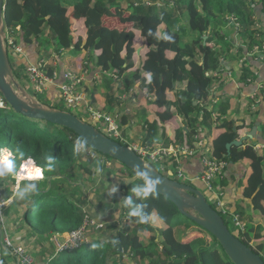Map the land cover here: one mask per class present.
<instances>
[{"label":"trees","instance_id":"16d2710c","mask_svg":"<svg viewBox=\"0 0 264 264\" xmlns=\"http://www.w3.org/2000/svg\"><path fill=\"white\" fill-rule=\"evenodd\" d=\"M239 1L242 0H163V5L156 6L154 3L146 5L143 0H5L4 23L7 36L14 38L19 35L18 40L14 38L17 45L34 44L39 54L45 46L43 38L48 31L51 37L46 43L48 46L54 45L56 55L67 51L75 55L84 52V55L92 56L94 52L97 54L96 66L102 72L114 71L117 76L123 75L132 66L136 32H141L147 51L140 67L131 74L132 81H140L146 95L153 97L173 84L186 83V88L179 92L175 102L164 100L163 108L174 117L177 114L183 116L187 130L179 128L174 130L175 144L192 151L196 150L197 139L188 130L190 128L196 130L197 125L210 130L213 122L212 113L201 106L200 102L211 83L208 73L220 70V51L221 47L226 45L225 35H222L216 27L228 24L226 17L235 16L233 27L239 29L241 33L244 32V38L248 39L246 49L248 53L257 42L254 36L261 32L254 28L256 21L241 11ZM61 2L86 8L85 40L78 39L74 42L70 20L59 24L53 22L59 13ZM127 12L125 21L132 25L129 30L118 31L106 26L103 22L104 18L115 16L123 18ZM183 15L187 16V29L182 26L178 28ZM159 26H162L160 34L157 33ZM149 30L152 35H149ZM163 35L171 36L172 40L165 41L162 38ZM260 35L259 44L264 45V35ZM205 36L207 38L204 41ZM210 44H212L211 47L208 46ZM259 46L260 50L262 47ZM9 50L12 51L10 48ZM123 52H125L124 56ZM46 55L47 58L51 57V54ZM202 58H204L202 76L198 79L192 74L190 68ZM11 67L16 78L28 83L26 71L16 70L12 63ZM45 70L49 77H53L54 67L51 64L46 62ZM243 71L247 72L246 69ZM146 74H151L152 77L149 85H145L144 75ZM0 97L2 98L1 95ZM110 99L109 97L108 100ZM2 100L4 101L3 98ZM40 102L59 109L58 105L52 106L44 99ZM194 102L197 104L194 105ZM4 104L5 107L0 109V144L5 142L8 144L9 148L4 149L11 153L17 172L20 171L26 159L22 169L26 167L28 171L22 170L20 179L32 181H22L18 190L21 191L31 183L36 185V189L25 193L22 198L18 195L3 210V215L8 220V233L11 235L12 243L18 245L24 241L25 244L22 245V243L20 246L22 245L29 255L36 257L39 249H34V239L48 240L51 235H67L81 227L86 212L81 210L85 198L80 189L84 185L82 183L79 185L78 182H85V179L78 176L81 172L86 177L92 175L93 172L88 165L96 164V161L87 160L88 165H84V157L73 150L75 142L81 139L71 130L48 121L24 118L14 113L5 101ZM59 110L67 111L65 108ZM192 114H195L194 117H190ZM127 118L123 117L121 124H126ZM86 121L91 120L87 118ZM91 122L98 129L97 124ZM234 126L233 122L221 119L218 127L223 132L212 142V157L225 161L229 167L243 160L247 163L250 171L244 179L245 184L242 182L240 200L249 203L253 212L264 215V150L258 153L254 149L255 144L247 142L244 149L231 148L228 153L226 145L238 138L236 132L242 129V127H236L234 130ZM155 136V121L147 122L143 143L154 148ZM98 154L106 159L110 158ZM49 157L52 158L51 162ZM37 168L41 170L43 178L29 179V175L34 176ZM125 172L128 178L133 176L129 169L125 168ZM217 179H221L220 187L226 184L223 176ZM15 181L16 175L4 176L2 189L6 198L15 187ZM131 183L134 184L133 186L143 184L140 181H133L128 182L126 186ZM216 183L215 180L212 183L214 190H216ZM185 184L203 192L208 203L221 215L229 229L227 223L229 218L227 219L221 208L217 207L214 192L207 191L203 183V189L198 186L200 183L187 181ZM128 196L132 197L134 205H144L143 211L149 216L147 223H138L137 217L130 216V207L122 201L121 213L126 212L127 216L123 226L116 228L111 236L103 234L105 238L89 235L87 241L80 247L58 254L47 264H130L131 260L141 262L146 258H149L148 264H220L213 257L218 248L222 253L221 264H232L210 234L182 216L163 196L153 192L147 199L141 200L130 188L129 192L124 194V198ZM219 199L222 202L223 196L221 195ZM230 212L237 215L240 223L251 222L252 216L248 218L244 210L237 205ZM177 216L184 217L198 227L202 236L188 241L192 233L199 232L192 230V226H183ZM155 219H159L165 227L161 229L153 227L152 223ZM231 226L233 230L229 229V231L233 234L237 228L232 223ZM103 231L105 230L97 232ZM140 232H156V235L149 239L151 251L147 252L140 242ZM235 237L251 247L252 240L264 239V228L261 225L249 224L244 231H238V236ZM251 249L264 261V245ZM126 255L130 256V259L124 263Z\"/></svg>","mask_w":264,"mask_h":264},{"label":"crops","instance_id":"0c3cea01","mask_svg":"<svg viewBox=\"0 0 264 264\" xmlns=\"http://www.w3.org/2000/svg\"><path fill=\"white\" fill-rule=\"evenodd\" d=\"M246 1L249 3L251 13L246 11ZM264 0H242L239 1V7L241 11L251 16L256 21L255 29L260 30L264 35ZM86 8L83 6H73L61 2L60 10L57 16L53 19L54 23H62L66 20H70L72 23V37L74 42L78 39H86L87 29L84 25ZM128 16V12L123 18L110 17L104 18L103 22L106 26L114 28L118 31L129 30L132 28L130 23L125 21V17ZM239 17V16H238ZM229 21L228 24H221L216 27L220 30L222 35H225V46L221 47L220 55V70L216 72H209L208 76L211 79L208 91L205 96L202 97L200 105L207 111L212 113V120L210 130L205 129L197 125V129H189L192 136L197 139L195 144L196 150H186L184 146L175 144V129L179 128L187 130L183 116L177 114L175 117L171 113L164 111L163 102L167 100L169 102H175L179 92L186 88L185 82H179L168 87L167 90L158 94L156 97L151 95L147 96L145 88L141 86L140 81H132L131 74L136 71L143 61L144 54L147 51L144 40L141 36V32H136V38L134 42L135 55L132 58V66L125 71L121 76H117L114 71L102 72L100 68L96 66V53H92V56L82 52V54L75 55L71 52L62 51L60 55L53 56L55 48L53 44L47 45L51 35L46 32L45 46L37 53L36 46L34 44H27L23 46L20 42L18 47L20 52H11V58L15 69L20 72L26 71L28 67L34 66L40 61H46L54 67V75L52 82L48 84L46 92L43 93L42 98L48 102V104L61 105L60 86L63 84V74L68 72L76 75L80 79L79 91L85 95V101L82 103V107H79L78 111L83 114L84 117L89 118L86 114L87 109H91L94 112H99L107 116H111L115 119L119 125L120 141L125 143L126 146L137 149L145 147L143 143L145 137V131L147 130V122L156 123V136L154 139L155 147L153 149L174 150L177 153L175 157H166L162 162H159L161 168L168 171L170 175H173L175 171H181L182 177L186 182L200 183L198 186L203 189V184L197 179L204 172L202 166V159L212 157V142L223 131L218 127L221 123V119H226L234 123V130L236 127H242L237 130L238 139L244 135V133L250 131L256 122L260 123L261 131L257 134V140L253 141L255 145L260 144L263 148L256 150L261 153L264 150V130H263V116L264 111L263 100L260 96V88L264 84V51L261 55L250 54L247 52V40L244 38V32L241 33L236 27H233V23L236 19L235 16L230 15L226 17ZM181 23L178 24V28L187 29L186 15L181 17ZM238 24H236L237 26ZM158 27V34L160 29ZM233 27V28H232ZM243 27V26H242ZM253 29V28H252ZM209 31L210 28H209ZM257 31V32H258ZM192 35V34H191ZM49 36V37H48ZM48 37V38H47ZM191 37V36H190ZM206 37V36H205ZM19 35L15 36L18 40ZM207 38V37H206ZM186 41V39H184ZM47 42V43H46ZM260 41H257V47H260ZM205 45V44H203ZM209 47L212 44L208 45ZM255 47V45L253 46ZM50 50V52L48 51ZM51 54L50 58L46 54ZM125 55V52L122 54ZM256 56L259 57L257 60ZM253 57V58H252ZM196 64L191 65L192 74L200 79L202 76L204 58L197 60ZM244 69L247 70L244 73ZM250 73V75H247ZM147 75H144L145 85H149ZM16 78V77H15ZM246 78V79H245ZM18 82L19 79L16 78ZM106 80V82H102ZM21 83V82H20ZM110 83V84H108ZM26 84L30 87V85ZM31 88V87H30ZM170 88V89H169ZM109 97L111 98L110 100ZM197 103L194 102V105ZM175 113V108H173ZM177 111V109H176ZM192 114L190 117H194ZM127 118L126 124H121L123 117ZM86 121V120H84ZM101 129H105L103 122L93 121ZM105 131V130H104ZM247 141L243 142L241 149L245 148ZM147 145V144H146ZM148 146V145H147ZM149 147V146H148ZM186 150V151H185ZM197 152V153H196ZM196 153V154H195ZM24 159L23 162H25ZM109 161H106V163ZM32 164L34 165L33 161ZM110 168L103 170L101 174L102 185L105 186L106 203L103 206L100 204H92L93 210L86 209L93 217L102 220L104 217H109L112 212L118 208L121 213V204L116 207L114 200H109L108 195L111 192L113 186L118 187V191L114 194L117 196V201L121 202V184L119 186L118 178H128L124 166L113 167L112 163H108ZM173 164L172 168H170ZM174 167V169H173ZM175 170V171H174ZM114 171V172H113ZM117 171V172H116ZM249 168L247 163L240 161L239 163L227 166L220 178H225V185L220 187L221 179H214L216 183V193L223 196V201L226 210H234V206L237 205L242 208L245 215L250 218L251 222L243 224L246 225H261L264 228V215L259 212H253L249 203L241 202L242 182H246L245 177L249 174ZM121 176V177H117ZM217 178V177H216ZM197 179V180H196ZM37 180V179H33ZM117 180V181H116ZM22 181H32L16 179L15 187L7 194L12 198V202L18 197L20 192L19 186ZM122 186V187H121ZM105 215H102L103 211ZM264 206V204H263ZM93 211V212H92ZM115 219V217H114ZM156 220V221H155ZM153 227L157 229L164 228L165 225L160 222L159 219H155ZM158 225H156V223ZM10 235V233L8 234ZM188 241L201 237V233H193L190 235ZM11 237V235L9 236ZM65 235L57 236L51 235V237L42 240L34 239L33 247L38 250L40 259H44L42 262H48L54 257L58 256V248L55 247L59 243L60 238ZM146 238V237H145ZM257 245H264V239L254 240ZM25 242L15 244H22ZM2 254L6 258L9 264H13L11 257L1 250ZM214 259L218 263H222L221 255L218 251L213 254ZM35 259V258H34ZM41 260L38 263H41ZM37 262V261H36Z\"/></svg>","mask_w":264,"mask_h":264},{"label":"water","instance_id":"95a60500","mask_svg":"<svg viewBox=\"0 0 264 264\" xmlns=\"http://www.w3.org/2000/svg\"><path fill=\"white\" fill-rule=\"evenodd\" d=\"M4 9L5 0H0V95L14 113L27 119L44 120L65 127L85 141L91 150L118 161L133 173L130 178H118L119 186L121 182L144 183L145 178L137 175V172L147 170L153 178L160 181L154 192L170 201L182 216L210 234L232 264H264L251 247L243 244L229 231L221 215L211 207L202 191L163 176L136 150L103 134L95 124H89L67 111L50 107L33 97L16 80L11 67L6 46ZM205 39L203 37L204 41ZM260 131V123L256 122L250 131L226 145L227 152L231 148H240L245 141H256Z\"/></svg>","mask_w":264,"mask_h":264},{"label":"built area","instance_id":"2783aa9c","mask_svg":"<svg viewBox=\"0 0 264 264\" xmlns=\"http://www.w3.org/2000/svg\"><path fill=\"white\" fill-rule=\"evenodd\" d=\"M6 46L9 50V48L16 53L20 52V48L17 44H15L14 39L7 36L6 34ZM262 49V48H261ZM260 49V50H261ZM257 50H259V47H257ZM264 51V48H263ZM46 61H40L34 66H30L26 70V75L28 79V83L30 87H32V90L35 94L38 96H42L44 90L46 89L48 84L52 82L53 77H49L47 75V72L45 70ZM54 75V74H53ZM63 84L60 86V94H61V101L63 102L64 106L68 109H74L76 110L78 107L82 105V103L85 101V96L83 93L79 91V84L80 79L72 74V73H64L63 74ZM260 96L263 100V106H264V84L260 88ZM5 104L2 98L0 97V109L4 108ZM87 116L90 118L91 121H97V122H103L105 125V132L108 133L109 137L120 139V133L119 132V125L115 121L114 118L111 116H107L105 114H101L99 112H94L91 110H88L86 112ZM262 125L264 127V115H263V121ZM111 138V139H112ZM263 148L260 144L255 145L254 149L259 150ZM137 151V153L147 161H149L151 157L149 154V151L145 150L141 152L138 149L132 148ZM148 152V153H147ZM10 153L7 151L6 154ZM79 155H82L84 159L86 160H99L104 161V157L99 156V154L93 150H91L89 147L86 148L85 151H82L79 153ZM9 158H12V155L10 153ZM24 165V162L21 165L20 171L18 173H21L22 167ZM202 165L204 166V172L198 177L197 179L204 184L207 191L214 192L213 188V181L216 177L220 176L223 171L227 167V163L223 160H217L214 157L209 158H203L202 159ZM173 175H176L178 178L182 177V173L180 170H178ZM21 178L20 175H16V179ZM4 176H0V264H9L6 262V258L2 254L1 250L4 251V253H7L8 256L11 257L13 260V264H47V263H37L34 258L27 253V251L20 245H14L6 231L5 224L3 222V210L12 203V198L8 197L6 198L3 193L2 189V182H3ZM196 179V180H197ZM24 180V179H23ZM216 196L217 201V207L221 208L222 205H220V194H214ZM86 212L83 223L81 227L67 235H65L64 243L61 245V247L58 249V253H64L66 251L74 250L75 248L80 247L83 243L87 241V235L91 230L100 231L105 228V224L101 223L96 217L91 216L88 214L89 212L85 210ZM88 212V213H87ZM96 219V220H95ZM127 219L126 213L122 214V221L125 223ZM98 221V222H97ZM238 222V221H237ZM123 223V224H124ZM232 223V222H231ZM121 226V224L119 225ZM118 226V227H119Z\"/></svg>","mask_w":264,"mask_h":264},{"label":"rangeland","instance_id":"374dc122","mask_svg":"<svg viewBox=\"0 0 264 264\" xmlns=\"http://www.w3.org/2000/svg\"><path fill=\"white\" fill-rule=\"evenodd\" d=\"M145 3H146V5H149L150 3H154L156 6H160V5H163V0H143ZM245 7H246V11H247V13L249 12V13H251V11H250V7H249V3H248V1H246V4H245ZM248 13V14H249ZM187 17V16H186ZM263 33V32H262ZM262 33H260V34H262ZM7 34V33H6ZM260 34H258V35H255L254 36V38H256L257 39V41L260 39V37H261V35ZM46 36V35H45ZM10 37H12L13 38V36H10ZM49 37V36H48ZM47 37V38H48ZM15 38V37H14ZM13 38V39H14ZM45 40V39H44ZM261 47H262V49L260 50V51H258L257 50V44H255V47H253V49L250 51V54H252L253 55V53L256 55H261V53L263 52V48H264V45L263 44H261ZM49 52H50V50H48ZM8 53H9V59H10V62L13 64V59L11 58V52H10V50H8ZM50 54V53H49ZM53 56L54 57H56V54H53ZM256 58H257V60H259V57L258 56H256ZM260 61V60H259ZM19 81L21 82V84L23 85V87L33 96V97H35L38 101H41L43 98L42 97H40V96H38L37 94H35L34 93V91L32 90V87L30 88L23 80H21V79H19ZM81 82V81H80ZM47 89V88H46ZM46 89H43L44 90V92H46ZM60 91V90H59ZM43 92V93H44ZM85 96V95H84ZM61 98V97H60ZM46 103H48L47 101H46ZM83 105H81L80 107H82ZM58 107H59V109L60 108H65L67 111H69L71 114H73V115H75L76 117H78V118H80L81 120H86L87 118L86 117H84L83 116V114H81L78 110L79 109H81V108H77L76 110H74V109H68V108H66L65 106H64V104H58ZM88 110H91V109H87V111ZM92 111V110H91ZM86 122H88L89 124H92V122L91 121H86ZM98 129L103 133V134H105V135H109L108 133L106 134V132L103 130V129H101V127H99L98 126ZM263 130H264V127H263ZM119 133V132H118ZM112 138V137H111ZM113 140H115V141H117V142H119L120 144H122V145H124L125 143H123L122 141H120L119 139H115V138H112ZM4 148H9L8 147V144L5 142L4 144H0V150H3ZM133 148H135V149H137L136 147H133ZM138 150H140L141 152H143V151H145V150H147V151H149V154H150V156L152 157H154L153 159L152 158H150L149 159V164H151L160 174H162L163 176H165V177H168V178H170V179H174V180H176V181H178V182H180V183H186V181L184 180V179H181V178H178L176 175H170L169 174V172L168 171H166V170H164V169H162L161 168V164L159 163V162H162L164 159H167L166 157H175V156H177V153L174 151V150H169V149H167V150H163V149H153V148H151V147H148L146 144H145V147H143V148H140V149H138ZM187 151H188V149H186ZM185 150V151H186ZM148 153V152H147ZM147 159V158H146ZM96 162V164H89L88 165V163H87V160L86 159H83V163H84V165H88L89 167H90V169H91V171L93 172L92 173V175H90V176H88V177H86L82 172H81V174H79V176H78V178H84L85 179V182H78V184L80 185V183H82L84 186L80 189V192H81V194H83L84 195V198H85V202H84V206H82L81 207V210L84 212L87 208L88 209H90V210H93V207H92V204L91 203H93V204H100L101 206H103L104 205V203H106V199H105V193H106V188H105V186H103L102 185V180H101V174H96V172H95V168L97 167V162L99 161L98 159L97 160H95ZM106 161H109V162H111L112 163V165H113V167L115 168V166H119V165H121V166H123L122 164H120L118 161H116V160H114V159H110V158H104V161H99L100 163H99V166L105 171L106 169H108V168H110L111 166H109V162H107L106 163ZM171 167L170 168H172V166H173V164H171L170 165ZM123 169H125V168H123ZM173 169H174V167H173ZM175 171V170H174ZM114 172V171H113ZM117 172V171H116ZM175 174H176V171H175ZM117 177H121V176H117ZM218 177H220V176H218ZM122 178V177H121ZM215 179H217V178H215ZM80 181V180H79ZM117 181V180H116ZM118 182V181H117ZM126 182H121V185H124V189H123V191L121 190L120 192H121V194H122V197H121V202L119 203L118 201H117V196H115L114 194L113 195H108V198H109V200H114L115 201V205H116V207H118V205L119 204H121L122 205V201H123V198H124V194L126 193V192H129V188L130 189H132L133 187H135V186H133L134 184L133 183H131V185H128V186H126ZM214 194H218V193H216V190H214ZM216 199V198H215ZM220 203V205H223L222 203H221V201L219 202ZM100 206V207H101ZM101 209H102V207H101ZM102 211H103V209H102ZM93 212V211H92ZM119 212V210H118V208H116V210L114 211V212H112V214L109 216V217H104L102 220H99L98 218V220L99 221H101V223H103V225L105 224V228L104 229H102V230H105V231H103L102 233L101 232H97V231H95L94 229L93 230H91L89 233H88V235L87 236H94V237H99L100 236V238L101 237H104L103 236V234H107V235H112L113 234V232H114V230L116 229V228H118V226L121 224V226H123V221H122V214L123 213H126V212H123L122 211V213H118ZM222 212H223V214H225V216H226V218L228 219V221H227V223H228V226H229V229L230 230H233V228H232V226H231V222H232V225L235 227V228H237V229H235V231L233 232V234L235 235V236H238V231H244V229L246 228V226H245V224H243V223H240L239 221H238V219H237V215H234V214H231V212L229 211V210H226V208L225 207H223L222 208ZM229 214H231V215H229ZM102 215H105V213H104V211H103V213H102ZM120 215H121V218H120ZM114 217H115V219H114ZM177 218L179 219V221H181L182 222V225L183 226H192V230H197L198 232L200 231V229L198 228V227H195V225H193L191 222H189L187 219H185L184 217H181V216H177ZM96 220V219H95ZM156 221V220H155ZM238 221V222H237ZM3 222H4V224H5V227H6V231H7V233L9 232V229H8V226H7V223H8V220H7V218H4V215H3ZM98 222V221H97ZM161 222V221H160ZM154 223V222H153ZM153 223H152V225H153ZM156 223V225H158V223L157 222H155ZM121 226H119V227H121ZM97 232V233H96ZM200 233V232H199ZM9 234V233H8ZM193 234V233H192ZM202 234V233H201ZM154 235H156V232H154V233H150V232H140V236H139V239H140V242L142 243V245H143V247H145L146 249H147V252H149V251H151L152 249V246L150 245V241H149V239L151 238V237H153ZM204 235V234H203ZM146 237V238H145ZM191 237V236H190ZM207 237V236H206ZM60 238V241H59V243L58 244H56V246L55 247H57L58 249L61 247V245L64 243V238L62 237H59ZM105 238V237H104ZM208 239V238H207ZM257 242L256 241H254V240H252L251 241V243H250V246H251V248H256L257 246V244H256ZM27 244V243H26ZM22 245H24V243L22 244ZM21 245V246H22ZM35 249V248H34ZM216 251H218L219 253H220V255L222 256V253H221V250L218 248V250H216ZM32 257L33 258H35L34 260L35 261H37V263H38V261L39 260H41L40 259V257H39V253H37L36 254V257L35 256H33L32 255ZM129 259H130V256H125L124 257V263H127L128 261H129ZM44 259H42L41 260V263H47V262H42ZM148 260H149V258H146V259H144L143 261H141V262H139V261H137V260H131V261H129L130 262V264H148ZM12 263H14L13 262V260L11 261Z\"/></svg>","mask_w":264,"mask_h":264},{"label":"clouds","instance_id":"9594fccd","mask_svg":"<svg viewBox=\"0 0 264 264\" xmlns=\"http://www.w3.org/2000/svg\"><path fill=\"white\" fill-rule=\"evenodd\" d=\"M149 35H152L151 30H149ZM165 41H171L172 37L169 35H163L162 37ZM151 74L147 75L148 82L151 83ZM73 150L75 153H80L86 150V142L83 140H77L74 144ZM7 149L0 150V176L6 175H20L16 171L14 160L10 159V153H7ZM23 155V154H21ZM51 157H49V162H51ZM99 161L97 162V167L95 168V172L99 175L103 172V169L99 166ZM24 172H27L28 169L25 167L22 169ZM137 175L144 177V183L137 185L131 189L134 195L141 200L147 199L155 190L157 185L160 183L159 179L153 178L147 170H138ZM29 179H42L43 174L40 169H36L34 176L29 175ZM36 185L34 183L26 185L18 195L22 198L25 193L35 191ZM118 191V187L113 186L109 195H113ZM123 203L126 206L130 207L129 215L132 217L138 218V223H147L149 216L145 214L143 211L144 205L142 204H133V200L131 196L123 198ZM115 243V241H113ZM95 247V245L93 246Z\"/></svg>","mask_w":264,"mask_h":264}]
</instances>
